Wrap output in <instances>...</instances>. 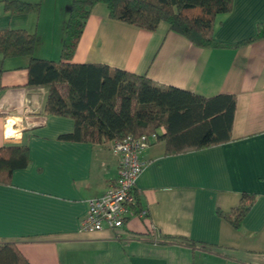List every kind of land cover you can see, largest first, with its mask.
I'll list each match as a JSON object with an SVG mask.
<instances>
[{"label": "crops", "instance_id": "crops-1", "mask_svg": "<svg viewBox=\"0 0 264 264\" xmlns=\"http://www.w3.org/2000/svg\"><path fill=\"white\" fill-rule=\"evenodd\" d=\"M5 1L38 3L40 12L11 15ZM71 1L0 0V30L34 34L32 57L57 62ZM260 24L264 0H234L213 32L226 48H200L166 23L149 32L110 20L103 4L93 7L72 64L236 99L226 143L166 155L164 141H151L136 184L140 211L115 231L79 230L87 201L117 176L111 142L60 140L74 131V121L42 113L47 89L28 85L30 58L0 55V148L26 147L29 161L9 185L0 184V244H14L30 264H264V38L243 43ZM59 90L66 94L65 86ZM9 120L15 124L7 126ZM242 193L257 200L236 230L216 210L237 206Z\"/></svg>", "mask_w": 264, "mask_h": 264}, {"label": "trees", "instance_id": "trees-1", "mask_svg": "<svg viewBox=\"0 0 264 264\" xmlns=\"http://www.w3.org/2000/svg\"><path fill=\"white\" fill-rule=\"evenodd\" d=\"M234 0H72L57 62L35 59L36 38L22 29L0 30V55L3 58L29 57L32 87L47 89L44 115L73 119L75 128L60 140L82 143H109L156 135L165 142L166 155L201 150L230 140L236 99L232 95L204 98L190 92L153 84L136 76L103 65L72 64L77 45L93 7L103 4L108 18L145 31L157 30L166 23L173 33L200 48H226L213 36L216 18L231 12ZM11 15L39 14L40 4L5 1ZM264 38L260 24L255 38ZM65 86L66 94L59 87ZM164 128L163 134L159 130ZM28 149L21 146L0 148V184L9 185L11 174L25 169ZM137 200V197H136ZM257 196L242 193L238 205L216 215L234 229L256 203ZM136 209L137 210L136 212ZM135 213L140 211L139 202ZM173 242L192 244L183 239ZM0 264H30L14 244H0Z\"/></svg>", "mask_w": 264, "mask_h": 264}, {"label": "built area", "instance_id": "built-area-1", "mask_svg": "<svg viewBox=\"0 0 264 264\" xmlns=\"http://www.w3.org/2000/svg\"><path fill=\"white\" fill-rule=\"evenodd\" d=\"M156 139L154 134L140 137L129 135L121 141L111 142L112 152L118 158L117 176L102 196L87 201V212L80 223V232L121 230L136 215V184L145 168L141 155Z\"/></svg>", "mask_w": 264, "mask_h": 264}, {"label": "bare ground", "instance_id": "bare-ground-1", "mask_svg": "<svg viewBox=\"0 0 264 264\" xmlns=\"http://www.w3.org/2000/svg\"><path fill=\"white\" fill-rule=\"evenodd\" d=\"M14 125L15 124V122H13L12 120H9V123H8V125L7 126H9V125ZM14 135H15V133H14Z\"/></svg>", "mask_w": 264, "mask_h": 264}, {"label": "rangeland", "instance_id": "rangeland-1", "mask_svg": "<svg viewBox=\"0 0 264 264\" xmlns=\"http://www.w3.org/2000/svg\"><path fill=\"white\" fill-rule=\"evenodd\" d=\"M13 133H14V131L13 130H11ZM7 134H8V131H7Z\"/></svg>", "mask_w": 264, "mask_h": 264}]
</instances>
